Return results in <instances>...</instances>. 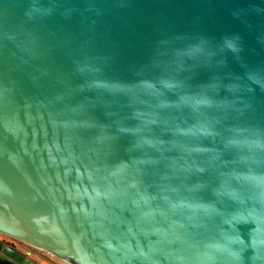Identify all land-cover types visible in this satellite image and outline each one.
<instances>
[{
	"label": "water",
	"instance_id": "1",
	"mask_svg": "<svg viewBox=\"0 0 264 264\" xmlns=\"http://www.w3.org/2000/svg\"><path fill=\"white\" fill-rule=\"evenodd\" d=\"M0 236L264 264V0H0Z\"/></svg>",
	"mask_w": 264,
	"mask_h": 264
},
{
	"label": "rangeland",
	"instance_id": "2",
	"mask_svg": "<svg viewBox=\"0 0 264 264\" xmlns=\"http://www.w3.org/2000/svg\"><path fill=\"white\" fill-rule=\"evenodd\" d=\"M0 238L9 246H13L16 249L23 251L27 254L30 258L35 259L40 264H65L64 262L60 261L58 258L53 256L52 254H48L38 248L30 247L27 244H24L20 241H16L11 238H7L4 236H0Z\"/></svg>",
	"mask_w": 264,
	"mask_h": 264
},
{
	"label": "bare ground",
	"instance_id": "3",
	"mask_svg": "<svg viewBox=\"0 0 264 264\" xmlns=\"http://www.w3.org/2000/svg\"><path fill=\"white\" fill-rule=\"evenodd\" d=\"M41 250V249H40ZM43 251V250H42ZM45 252V251H44ZM49 254V253H48ZM50 254H52V253H50ZM53 255V254H52ZM53 256H55V255H53ZM56 258H58L57 256H55ZM60 261H62V262H64L63 260H61L60 258H58ZM65 264H67L66 262H64Z\"/></svg>",
	"mask_w": 264,
	"mask_h": 264
}]
</instances>
